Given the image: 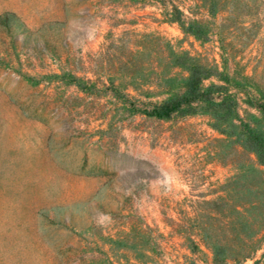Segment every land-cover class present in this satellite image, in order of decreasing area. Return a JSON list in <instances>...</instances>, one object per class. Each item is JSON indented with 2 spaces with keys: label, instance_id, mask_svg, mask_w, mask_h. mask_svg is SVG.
Returning <instances> with one entry per match:
<instances>
[{
  "label": "rangeland",
  "instance_id": "1",
  "mask_svg": "<svg viewBox=\"0 0 264 264\" xmlns=\"http://www.w3.org/2000/svg\"><path fill=\"white\" fill-rule=\"evenodd\" d=\"M175 55L218 73L228 121L143 114L182 92ZM250 130L264 0H0V264H214L212 224L264 229ZM246 250L264 264V232Z\"/></svg>",
  "mask_w": 264,
  "mask_h": 264
},
{
  "label": "trees",
  "instance_id": "2",
  "mask_svg": "<svg viewBox=\"0 0 264 264\" xmlns=\"http://www.w3.org/2000/svg\"><path fill=\"white\" fill-rule=\"evenodd\" d=\"M175 20L181 23V20L177 18ZM181 26L185 33L199 37L198 32H196L197 27L193 25L185 27L182 24ZM175 65L183 68L188 74L182 83V92L172 94L171 97L159 104H151V108L144 110L143 114L160 120H168L175 114L194 115L201 110L212 113L216 120L228 121L230 113H233V105L227 107V100L218 102L214 98V95L222 87L218 85L203 86L205 80L217 76L218 73L210 66L204 65L198 60L185 55H175ZM216 126L218 127V125ZM242 147L254 154L260 167L264 168V138L262 136H258L253 133V130H250L249 136L242 142ZM251 170L260 175L263 187L257 189L259 191L256 193L261 194L264 192V173L255 168ZM255 205L253 204V206ZM239 213L240 215L243 214L240 211ZM224 224L226 227L224 225L219 227L217 224H212L211 229L213 231L218 230V232L212 233L213 235L209 236L208 234L205 235V238L213 248L214 264H229L230 260L238 261L246 257L248 242L258 236L259 233L264 232V229H261L260 232H255L254 230V235L252 236H237L235 233L232 234L228 231L227 225L229 226V223L225 222ZM248 227L251 228L252 226L249 225ZM232 246L235 248L232 250L233 252H230L229 248Z\"/></svg>",
  "mask_w": 264,
  "mask_h": 264
}]
</instances>
